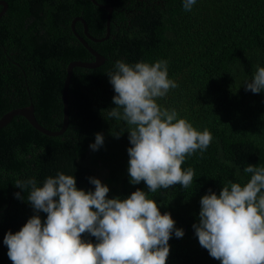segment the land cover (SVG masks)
<instances>
[{"label": "trees", "instance_id": "1", "mask_svg": "<svg viewBox=\"0 0 264 264\" xmlns=\"http://www.w3.org/2000/svg\"><path fill=\"white\" fill-rule=\"evenodd\" d=\"M13 2L17 11L1 19L0 36L20 34L24 40L7 38L6 43L24 45L9 59V73L1 67L0 49V118L33 105L43 128H61L67 67L95 60L70 33L75 16L83 15L93 37L85 39L105 62L93 69H73L69 121L61 136L43 135L19 116L0 129V264H12L5 234L19 232L35 214L27 191L16 188L15 181L34 178L42 187L58 172L73 175L77 189L85 192L94 191L89 177L99 179L109 188V199H126L142 190L161 213H170L184 236L176 238L173 232L166 264H221L200 246L192 225L199 221L200 200L209 189L219 196L228 181L243 186L250 180L251 174L243 171L247 165L264 167V92L253 94L244 87L264 67V0H196L191 11L184 10L183 0H95L97 5L91 0H51L49 24L30 22L34 12L29 0ZM100 6L112 7L107 38L108 12ZM117 60L130 65L167 61L168 78L178 87L157 98V104L175 109L178 119L197 131L211 133L207 150L182 164V169L194 170L188 188L177 184L153 193L144 182H129L127 126L106 111L115 107L106 73ZM122 131L119 139L112 135ZM97 133L104 144L92 151L89 145ZM17 192L25 200L16 199ZM39 216L43 224L47 214ZM81 238L97 243L88 233Z\"/></svg>", "mask_w": 264, "mask_h": 264}, {"label": "clouds", "instance_id": "2", "mask_svg": "<svg viewBox=\"0 0 264 264\" xmlns=\"http://www.w3.org/2000/svg\"><path fill=\"white\" fill-rule=\"evenodd\" d=\"M195 4L183 0L185 11ZM106 75L115 93L108 117L124 122L129 134V182H144L153 193L177 184L188 188L194 170L182 164L197 151L202 155L213 138L207 129L197 131L178 119L175 109L157 104V98L178 87L168 78L167 61L130 65L117 60ZM244 87L253 94L264 92V67ZM123 133L111 134L119 139ZM103 144L97 133L89 147L98 151ZM243 171L251 174L243 186L228 181L219 196L209 189L200 200L199 221L192 225L200 246L221 264H264V167L249 164ZM88 179L94 191L78 190L75 177L62 172L47 177L42 187L34 178L15 181L16 188L27 191L35 214L19 232L5 234L12 264H166L173 232L176 238L184 236L171 214L162 215L142 190L109 199L106 185ZM14 195L25 200L20 192ZM41 212L47 214L43 224ZM85 233L97 243L83 240Z\"/></svg>", "mask_w": 264, "mask_h": 264}, {"label": "flooded vegetation", "instance_id": "3", "mask_svg": "<svg viewBox=\"0 0 264 264\" xmlns=\"http://www.w3.org/2000/svg\"><path fill=\"white\" fill-rule=\"evenodd\" d=\"M49 1L51 0H29V5L33 9V12H34L31 16L33 18L30 20V22L35 21V24H36L39 20H46V22L49 24ZM16 11H17V7L14 4L13 0H0V24L3 23L1 22L2 18L4 19L5 17H8V16L12 17ZM78 24H81V28L78 27ZM70 30H71L70 33L74 35L75 38L81 44L86 46L87 49L90 48L85 37L88 40H90L89 37L91 38L93 37L88 32V27H87V24L85 23L83 15L79 14L71 20ZM67 36H70V35L67 34ZM0 38H2V41L5 40V43L2 42V44H0V49L2 51V58H3V60L1 61V64H2L1 67L3 71H6L7 73H9L8 71L9 59L14 58V55L16 54L15 52L18 51L19 49L21 50L24 44L18 45L17 43L13 47H10L8 46L9 44L6 43L7 38H13L14 41H21V40H24V38H21L20 34L3 35V36L1 35ZM8 48L13 49V51H10ZM91 50L94 51L92 48ZM89 52L91 53V51ZM89 62H93V61H89Z\"/></svg>", "mask_w": 264, "mask_h": 264}, {"label": "water", "instance_id": "4", "mask_svg": "<svg viewBox=\"0 0 264 264\" xmlns=\"http://www.w3.org/2000/svg\"><path fill=\"white\" fill-rule=\"evenodd\" d=\"M91 1H92V3L97 5L95 0H91ZM100 7L108 12L107 22H106V38H107L109 36V24H110V17H111V13H112V7H110V6H100ZM89 38H91V37H89ZM103 40L104 39H100V40L92 39V41H94V42L95 41L100 42ZM88 50L91 51V53L95 57V60L93 62H71L67 67L66 79L64 81V86H63V90H62V104H63L62 126L58 131H54V132L49 131V130L43 128L37 122V120L34 116L33 105H29V106L23 107V108L13 109V110L7 112L6 114H4L0 118V129L3 128L4 126H6L8 123H10L14 117L19 116V117L24 118L29 123V125L31 127H33L35 130H37L39 133H41L43 135H46L49 137L61 136L65 132V130L67 129L68 121H69L67 99H68V89H69L73 69L74 68L93 69V68L99 67L100 65H102L105 62V59L103 56H101L97 52L92 51L91 48H89ZM161 214L163 215L164 213H161Z\"/></svg>", "mask_w": 264, "mask_h": 264}]
</instances>
